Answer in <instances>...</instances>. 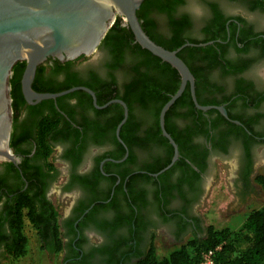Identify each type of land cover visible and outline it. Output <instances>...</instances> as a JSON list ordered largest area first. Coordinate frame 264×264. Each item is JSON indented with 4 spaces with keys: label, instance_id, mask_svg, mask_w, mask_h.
<instances>
[{
    "label": "flooded vegetation",
    "instance_id": "af4514ba",
    "mask_svg": "<svg viewBox=\"0 0 264 264\" xmlns=\"http://www.w3.org/2000/svg\"><path fill=\"white\" fill-rule=\"evenodd\" d=\"M143 14L165 44L176 36L175 23L185 22L178 40L194 46L184 48L193 50L183 61L195 78L197 105L207 110L198 108L188 86L190 98L178 102L183 94L167 112L165 129L179 153L172 164L175 148L160 127L170 77L150 65L120 18L90 56L48 59L37 68L36 93L75 91L30 105L21 85L25 66L19 98L12 100L16 161L0 162V258L12 239L8 215L23 198L35 204L42 229L52 224L51 208L57 211L64 264H139L154 237L166 234L177 242L196 229V211L208 199L217 166L233 168L243 196L258 185L264 170V0H183L169 11ZM148 84L159 88L144 96ZM40 135L51 151L47 160ZM22 213L24 235L29 224L40 243L29 209Z\"/></svg>",
    "mask_w": 264,
    "mask_h": 264
},
{
    "label": "water",
    "instance_id": "95a60500",
    "mask_svg": "<svg viewBox=\"0 0 264 264\" xmlns=\"http://www.w3.org/2000/svg\"><path fill=\"white\" fill-rule=\"evenodd\" d=\"M143 2L144 0H0V162L16 161L10 148V139L13 115L11 80L17 64H26L21 85L28 104L56 100L76 89L60 94L36 93L32 84L37 68L48 59L71 61L81 56H90L105 39L117 18H120L142 49L169 64L181 77L177 93L160 113L162 133L175 148L172 164L175 163L179 153L175 142L166 132L165 116L188 86L197 105L195 78L179 57L185 47L194 45L187 44L176 51H169L153 42L144 32L138 18ZM204 46L206 45L202 47ZM86 91L94 97L91 91Z\"/></svg>",
    "mask_w": 264,
    "mask_h": 264
},
{
    "label": "trees",
    "instance_id": "16d2710c",
    "mask_svg": "<svg viewBox=\"0 0 264 264\" xmlns=\"http://www.w3.org/2000/svg\"><path fill=\"white\" fill-rule=\"evenodd\" d=\"M181 4H183V0H166L165 3L163 0H144L138 12V18L147 36L157 45L169 51H175L185 44V42L178 40L179 32L177 30L178 27H181L185 22L175 23L176 36L172 42L165 44L159 40L158 37L152 35L151 28L153 24L146 19V15L143 13L150 8L162 13L169 11L174 5ZM190 43L196 44L193 41ZM191 50L193 49H184L179 54V57L183 60V54ZM144 53L150 56V65H156L163 75L170 77L168 84L165 86V91L166 94L168 93L171 96L175 95L180 86V76L178 72L169 64L162 63L160 59L154 57L149 52L144 51ZM25 66V63H19L14 68V74L11 80V98L13 102L19 98L20 79ZM187 66L190 68L188 64ZM148 86L149 88L144 91V96L151 94L153 91H157L159 88L158 84L154 87H152L151 84H148ZM35 89H37L36 86ZM41 90L38 91L42 92ZM171 96H167L164 102H168ZM184 98H190L188 90H186L183 97L178 102ZM163 104L155 113L157 118ZM43 124L42 128H45L46 121ZM39 139L43 148V156L47 160L51 155V151L46 144L44 135H40ZM11 147L14 148V144L11 145ZM257 183L264 191V176H259L257 178ZM24 208L29 209L27 217L39 233L41 250L48 251L54 256L60 255L63 251V243L60 239L59 226L57 225V211L51 208L52 224H44V226H47V229H42L41 223L38 221V216H41V214L38 213L35 204L28 198L21 199L19 205L15 208L13 207L10 215H8L12 239L7 243V254L13 259H19L25 257L28 253V240L24 235V218L22 213ZM47 238H50V241L47 240ZM239 244L242 245L239 246ZM150 248L148 256L139 264H200L203 254L211 250L215 251L214 264H264V207L251 210L237 232H232L230 229L220 230L211 227L208 229L204 238L195 237L193 240L181 245L178 249L170 252L162 259L157 257L154 246L151 245Z\"/></svg>",
    "mask_w": 264,
    "mask_h": 264
},
{
    "label": "rangeland",
    "instance_id": "374dc122",
    "mask_svg": "<svg viewBox=\"0 0 264 264\" xmlns=\"http://www.w3.org/2000/svg\"><path fill=\"white\" fill-rule=\"evenodd\" d=\"M259 175L264 176L263 169L259 170ZM234 177L233 168L226 165L217 166L214 174L215 181L209 190L208 199L196 211L198 219L196 229L177 242L166 234L154 237L151 243L158 258L166 257L195 237L204 238L211 227L237 232L251 210L264 207V191L261 186L254 185L252 194L243 196L236 188ZM25 236L28 240L27 255L13 259L5 254L0 258V264H63V254L49 257L41 251L38 238L29 224H26Z\"/></svg>",
    "mask_w": 264,
    "mask_h": 264
},
{
    "label": "built area",
    "instance_id": "2783aa9c",
    "mask_svg": "<svg viewBox=\"0 0 264 264\" xmlns=\"http://www.w3.org/2000/svg\"><path fill=\"white\" fill-rule=\"evenodd\" d=\"M215 251H209L203 254V258L200 264H214Z\"/></svg>",
    "mask_w": 264,
    "mask_h": 264
},
{
    "label": "crops",
    "instance_id": "0c3cea01",
    "mask_svg": "<svg viewBox=\"0 0 264 264\" xmlns=\"http://www.w3.org/2000/svg\"><path fill=\"white\" fill-rule=\"evenodd\" d=\"M63 254V253H62ZM64 260H65V258H64V254H63V256H62V261H63V264H64Z\"/></svg>",
    "mask_w": 264,
    "mask_h": 264
}]
</instances>
